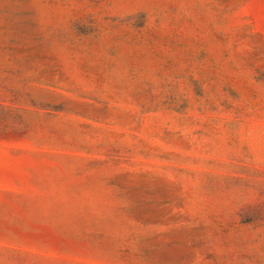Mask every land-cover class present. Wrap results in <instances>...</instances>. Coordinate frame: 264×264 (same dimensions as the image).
I'll return each instance as SVG.
<instances>
[{
	"label": "rangeland",
	"instance_id": "rangeland-1",
	"mask_svg": "<svg viewBox=\"0 0 264 264\" xmlns=\"http://www.w3.org/2000/svg\"><path fill=\"white\" fill-rule=\"evenodd\" d=\"M0 264H264V0H0Z\"/></svg>",
	"mask_w": 264,
	"mask_h": 264
}]
</instances>
